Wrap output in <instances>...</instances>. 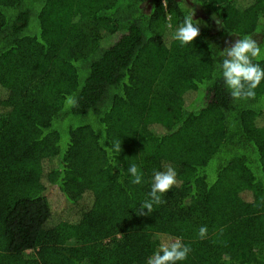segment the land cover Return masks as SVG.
I'll list each match as a JSON object with an SVG mask.
<instances>
[{"label":"trees","instance_id":"trees-1","mask_svg":"<svg viewBox=\"0 0 264 264\" xmlns=\"http://www.w3.org/2000/svg\"><path fill=\"white\" fill-rule=\"evenodd\" d=\"M246 35L264 67V0H0V264H147L162 237L177 264H264V80L234 100L221 68Z\"/></svg>","mask_w":264,"mask_h":264},{"label":"clouds","instance_id":"clouds-1","mask_svg":"<svg viewBox=\"0 0 264 264\" xmlns=\"http://www.w3.org/2000/svg\"><path fill=\"white\" fill-rule=\"evenodd\" d=\"M194 12L184 17L182 24L176 29L173 39L183 44H190L200 35V21L194 20ZM213 19L219 24L220 20L213 15ZM262 55L260 44L249 35L236 39L221 52L222 76L230 95L234 100L255 98V89L264 80V67L254 62ZM71 106H77V101L72 99ZM116 152H121V142L116 141L113 145ZM128 172L133 177V184H141L143 172L133 163L129 166ZM177 184V173L168 165L164 171L153 173L151 190L148 193L149 199L142 202L139 215H149L154 210V205L165 203L162 194L168 192ZM147 209V212L143 211ZM201 239L207 236V226H201L198 231ZM191 252L190 245L184 244L180 239L161 238L157 250L148 257L147 264H177L178 261L187 259Z\"/></svg>","mask_w":264,"mask_h":264},{"label":"rangeland","instance_id":"rangeland-1","mask_svg":"<svg viewBox=\"0 0 264 264\" xmlns=\"http://www.w3.org/2000/svg\"><path fill=\"white\" fill-rule=\"evenodd\" d=\"M53 194L56 195V196H58L60 202H62V200L60 199V198H62V196H61L60 193H58L57 191L54 190V191H53ZM56 212L60 213V215H63L64 213H65V214H66V213H69V211L67 210L66 207L63 208L62 204L60 205V207H57ZM56 215H58V214L56 213Z\"/></svg>","mask_w":264,"mask_h":264}]
</instances>
